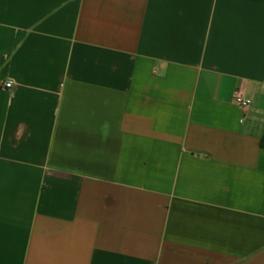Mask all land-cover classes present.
<instances>
[{
    "label": "crops",
    "instance_id": "crops-1",
    "mask_svg": "<svg viewBox=\"0 0 264 264\" xmlns=\"http://www.w3.org/2000/svg\"><path fill=\"white\" fill-rule=\"evenodd\" d=\"M0 264H264V0H0Z\"/></svg>",
    "mask_w": 264,
    "mask_h": 264
},
{
    "label": "built area",
    "instance_id": "built-area-1",
    "mask_svg": "<svg viewBox=\"0 0 264 264\" xmlns=\"http://www.w3.org/2000/svg\"><path fill=\"white\" fill-rule=\"evenodd\" d=\"M4 87H5L6 89L11 88V87H12V83H11V82H6V83L4 84ZM234 102H235L239 107H241V108H247V107L250 105V103H251V101H250L249 99L244 98V97H243L242 95H240V94L235 95V97H234Z\"/></svg>",
    "mask_w": 264,
    "mask_h": 264
}]
</instances>
